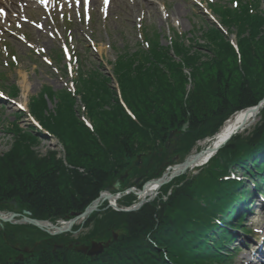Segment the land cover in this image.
I'll use <instances>...</instances> for the list:
<instances>
[{"label":"trees","instance_id":"16d2710c","mask_svg":"<svg viewBox=\"0 0 264 264\" xmlns=\"http://www.w3.org/2000/svg\"><path fill=\"white\" fill-rule=\"evenodd\" d=\"M209 6L221 28L200 13L188 34L171 29L168 37L142 28L143 42L132 49L112 48V76L102 62L87 65L95 53L87 47V55L76 59L75 93L43 87L30 99V114L54 135L65 158L56 153L39 158L32 147L44 134L15 124L12 150L0 156V203L15 200L17 212L27 210L34 219L60 225L83 213L126 173L121 191L141 190L162 177L173 156L183 163L198 142L213 139L235 114L256 107L264 99V0ZM53 56L56 66L65 60L61 49ZM61 72L68 76L65 64ZM10 93L17 97L20 90L12 86ZM82 111L91 127L81 119ZM257 119L250 132L233 136L196 169L198 174L174 179L137 211L105 204L73 233L59 236L0 222V264H232L229 227L242 223L237 214L246 197L245 181L236 173L259 189L264 182V105ZM171 133L175 147L167 149ZM139 155L145 159L141 168L134 166ZM137 202L130 194L117 203L128 209ZM94 241H110V246L93 257L75 250ZM15 247L34 252L19 260Z\"/></svg>","mask_w":264,"mask_h":264},{"label":"rangeland","instance_id":"374dc122","mask_svg":"<svg viewBox=\"0 0 264 264\" xmlns=\"http://www.w3.org/2000/svg\"><path fill=\"white\" fill-rule=\"evenodd\" d=\"M213 1L217 0H108L107 4L104 3V0H99V4L96 0H17L16 13L12 14L4 6L7 5L6 2L0 3V12L4 9L8 13L2 16L0 14V87L9 94L12 86H16L20 90V95L14 97V102L0 101V156L12 150L16 139L15 124L25 132H33L32 127L37 132L39 131L32 118L27 113L25 114L22 108H27L30 99L37 96L43 87H50L54 91L65 87L73 90L70 83L71 76L63 77L60 72L62 66H56L53 63L57 68L59 67L58 70H60L57 71L53 69L52 62L51 64L49 62L42 63L45 61V57L49 56L50 58L52 51L67 44L74 54L85 57L88 53L86 48L90 46L95 53L94 57L87 59V65H99L102 62L106 69L105 72L111 73L112 66L109 62H114L116 59V53L112 48L129 47L132 49L137 41L141 40L140 28L158 30L166 36L171 35V37L173 33L170 32V29H174L180 34H188L193 29L192 23L198 22L195 14L199 13L207 17L209 21L217 23L216 17L210 13L207 7L208 3ZM220 1L226 2L227 0ZM194 5H197L199 10L194 8ZM162 42L166 45L164 39ZM49 107L53 108V105L49 103ZM81 119L88 127H91L84 112ZM257 122L258 119L248 124L246 129L240 133H244L246 130L250 132ZM36 131L33 132L35 135ZM37 139L38 142L33 145L32 150L39 158L46 159L53 153L57 154V158H65L64 149L54 136L50 137L44 134ZM207 141L208 139L198 142L190 156L200 152ZM175 142V135L173 139L167 141L171 144L170 149L175 147ZM174 159H178V164L182 163L179 156H173ZM144 160V157L141 156L142 164H144ZM174 165L173 162L168 165L165 172ZM188 172L195 175L194 170ZM242 176L245 177L244 173L238 171L237 177L241 179ZM244 179L247 183V178ZM246 186L252 187L251 182ZM158 193L160 194V192ZM12 202L16 201L0 203V208H4V211L0 209V212L5 215L12 213L22 215L24 211L17 212V202L16 205L11 204ZM105 204H107V208L116 211L121 209L118 207V203L113 206L112 202L107 201L102 206ZM110 204L112 206H109ZM249 218H252L257 228L245 226L252 229L254 233L258 232L263 235V238L264 210H256V213ZM84 224L79 222L75 226ZM33 227L39 229L36 226ZM82 231H84L83 227L78 232H74L72 238L77 239ZM71 233H73V229ZM39 243H41L40 240L36 244ZM235 244L237 243L233 242L227 248L232 249ZM238 249L239 251L232 258V264H252L250 262L252 253L245 247ZM254 250L255 248H252V251Z\"/></svg>","mask_w":264,"mask_h":264},{"label":"water","instance_id":"95a60500","mask_svg":"<svg viewBox=\"0 0 264 264\" xmlns=\"http://www.w3.org/2000/svg\"><path fill=\"white\" fill-rule=\"evenodd\" d=\"M263 105H264V99L262 101H260V103L256 107H252V108L247 109L246 110V112H247L246 119H248V117L250 115H253L252 123L255 122L257 120V115L259 114L260 109L263 107ZM245 124H246V122L242 126H240L234 133H232L228 138H226L223 142H221L219 145H217V146L214 145V147H211V146L207 147L208 149L205 151V153H209V155H207L206 157H204V155H202V153H201L203 150L202 149L197 154H194V157H191L192 155L189 156L183 163L178 164V159H174L173 163L175 165L173 167H179V166L182 167L181 171L179 173L171 172V174H169L168 170H170L172 168V167H170L162 175L161 178L153 179V180L147 182L141 190L133 187V188H129V189L125 190L124 192L120 191V187H121L122 182L128 177V175L126 174L125 176L116 180L114 185L107 187L105 189V191L100 194L99 199H97L96 201H93L92 204L89 205L83 213L73 214V217L70 218L69 221L63 222L62 225H55L49 221H40V220L33 219L32 213L30 211H24L22 215L18 214V213H12L10 215H5V214H2L0 212L1 225L3 226L4 224H12V225L29 224V225H33V226L38 227L39 229L45 231L50 236H58V235L68 234V233L72 232V229L76 224H78L79 222L84 224L86 222V220L93 213L98 212L100 210V207L104 203V202H101V198L106 193L107 194L109 193V195H110V199H108V197H106V199H108V201L110 203L112 202L114 204L113 206H115L117 201L120 198H122L123 196L133 194L134 196H136L139 199L138 203L131 208L118 209V210L119 211H125V212L137 211L142 206H144L145 204L152 202L156 197V194H155V195H149L147 198L141 199V194L143 193V191L145 190V188L148 185L156 184L159 188H161V187L169 184L174 179L186 174L188 171L192 170L194 167H197V169H202V167H204L208 163V161L212 157H214L219 152V150L222 149L231 140V138L233 136H235L239 132H242L246 129L247 125H245ZM216 136H218V134ZM173 138H174V133H171L169 140H171ZM208 140H211V139H208ZM166 147L169 149L171 147V144L167 143ZM191 158L193 161H190ZM134 165L138 168H141V165H142L141 156H138ZM194 173H195V175L198 174L199 170L194 171ZM136 183H139V180H137ZM112 199L114 201H112ZM11 204L16 205V202H12ZM109 206H112V205L110 204ZM114 238L117 239V234H114ZM109 246H110V241L105 242V243L94 241L91 243V245L77 246L75 250L79 253L87 254V255L93 257V256H97V255L102 254L103 251L105 250V248H107ZM15 250H18L21 252V255L18 257L19 260H23L25 254H29V253L34 252V249L29 250L27 248L20 250L19 248L15 247Z\"/></svg>","mask_w":264,"mask_h":264},{"label":"bare ground","instance_id":"6f19581e","mask_svg":"<svg viewBox=\"0 0 264 264\" xmlns=\"http://www.w3.org/2000/svg\"><path fill=\"white\" fill-rule=\"evenodd\" d=\"M2 2H6L7 5H4V6H6L11 11L10 14H12L13 12L16 13L17 0H5V1L4 0H0V3H2ZM96 2H97V4H99V0H96ZM4 12H6V11L4 10ZM23 84L25 85V83H23ZM246 117H247V112L246 111L239 112L234 117H232L225 124V126L222 128V130L218 133V136H216L212 140H208L207 141V144L205 145V147L202 148L203 149L202 152H201L202 155H204V157L209 155V153H205V151L208 149L207 147H209V146L214 147V145L215 146L219 145L226 138H228L232 133H234L240 126H242L245 122H246L245 125H248V124L252 123L253 115H250L248 117V119H246ZM191 157H194V155H192ZM190 161H193L192 158L190 159ZM181 168H182L181 166L172 167L170 170H168V173L169 174H171V172L179 173L181 171ZM196 169H197V167H194L192 170H196ZM160 190H161V188H159L156 184H150V185H148L145 188V190L141 194V199L147 198L149 195H155ZM106 197H108V199H110L109 193L108 194L106 193V194L103 195V197L101 198V202H107L108 199H106ZM112 201H114V200L112 199ZM138 201H139V199H138Z\"/></svg>","mask_w":264,"mask_h":264},{"label":"snow or ice","instance_id":"6c2138e0","mask_svg":"<svg viewBox=\"0 0 264 264\" xmlns=\"http://www.w3.org/2000/svg\"><path fill=\"white\" fill-rule=\"evenodd\" d=\"M104 3L107 4L108 3V0H104Z\"/></svg>","mask_w":264,"mask_h":264}]
</instances>
